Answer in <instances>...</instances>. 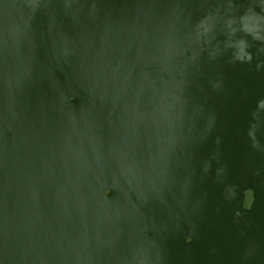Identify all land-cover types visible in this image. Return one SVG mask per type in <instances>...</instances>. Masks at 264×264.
<instances>
[{"label":"water","instance_id":"1","mask_svg":"<svg viewBox=\"0 0 264 264\" xmlns=\"http://www.w3.org/2000/svg\"><path fill=\"white\" fill-rule=\"evenodd\" d=\"M0 264H264V0H0Z\"/></svg>","mask_w":264,"mask_h":264}]
</instances>
